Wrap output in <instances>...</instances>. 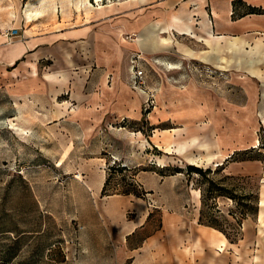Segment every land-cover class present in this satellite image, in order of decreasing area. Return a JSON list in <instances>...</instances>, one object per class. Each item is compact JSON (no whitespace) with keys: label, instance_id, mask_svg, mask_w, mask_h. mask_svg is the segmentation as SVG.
<instances>
[{"label":"rangeland","instance_id":"rangeland-1","mask_svg":"<svg viewBox=\"0 0 264 264\" xmlns=\"http://www.w3.org/2000/svg\"><path fill=\"white\" fill-rule=\"evenodd\" d=\"M66 1L45 0L41 5L39 0H0V39L14 41L32 37L40 21L53 23V27L57 28L80 24L87 19L89 15H78L75 11L73 4L78 0H71V5H67L62 12L60 5ZM121 1L136 8L152 0L90 2L94 7L101 8L102 5ZM51 2L55 4V10L48 7ZM202 8L203 3L178 0L167 9L168 12L182 14L183 22L193 29L190 35H194L200 31L195 29L193 23L196 17L191 13L193 9L197 13ZM39 10H43L39 16H30ZM187 12L189 15L186 17ZM172 13L168 16L167 25ZM154 22L163 25L159 20L151 21L139 32L122 34L118 40L132 44L135 49L130 52L139 50L138 65L143 71L145 86L154 94V103L146 106L144 95L132 87L128 61L123 81L143 100L139 119H128L135 116L128 110L123 112L125 117L116 115L110 109L111 104L105 109L109 100L99 103L104 110L97 123L93 122V115L84 114L89 104H81L80 101L86 94L98 92V84L93 82L94 79L88 80L86 72L74 64L78 61L74 50H69L70 64L59 66L60 69L65 68V74L61 73L64 79L61 83L66 86L56 90L58 97H45L38 102L0 99V230L6 232L0 235V252L4 251L7 260L17 255L12 262L8 261L11 263L2 261L0 264L70 263L66 259L68 246H72L69 240L80 233V226L78 222L66 218V202L73 195L76 201L83 202L78 187L85 184L100 188L96 194H92V202L119 203L125 200L135 207L133 212L123 216L108 211L106 219L99 222L108 237L112 236L110 230L123 224L126 218L132 220L138 216L139 221L140 214L145 213L146 208L151 209L149 217L131 236L132 245H136L146 236L161 230L164 205L181 208L186 203L182 210L186 226L178 229L172 225L169 235L170 240L180 244L186 252L187 264H264V224H259L257 220L258 202L264 199V58L254 51L253 56L261 58L256 65L259 72L254 75L248 66L238 67V58L247 56L246 51L240 49L231 55L234 64L220 69L200 57L207 48L194 38L171 29L169 33L142 37L141 34ZM10 31L16 32L11 40L4 36ZM243 38L248 42L247 52L257 39L261 41L257 50L264 52V35L251 34ZM169 39L173 41V46H164ZM219 47L222 56L231 58L226 52L224 39ZM186 48L197 55L184 54L182 49ZM49 64V60L45 61V73H50ZM111 85L112 75L105 82V86ZM163 88L175 95L190 90L203 92L207 110L195 122L188 123V126L185 123V126L193 125L198 143H219L224 156L214 159V163L220 161L222 165L214 166L206 161L193 165L202 170L211 169V173L205 177L186 174V167L192 165L188 160L198 153L195 145L189 147L184 155H177L171 152L172 142L167 143L164 149L155 142L156 138L154 142L158 146L152 144V135L161 132L159 126H151L152 116L154 118L161 111L171 117L179 113H174V109L178 108L174 101L171 100L168 110L157 96L163 94ZM190 101L188 99V103ZM74 106L78 107L75 113L71 111ZM175 121L179 119H174L162 131L169 137L182 133V123ZM216 168H221V171L213 174ZM208 179H223L224 187L235 190L236 201L227 196L205 199L204 209H218L223 217L234 224V228L240 230V239L236 243L224 241L215 229L214 236H207L193 230L189 224L196 219L195 215L199 214L201 207L198 187L206 189ZM255 192V217L241 219L239 211L245 205H251V196ZM36 200L40 208L35 205ZM24 204L25 226L20 225L23 214L20 207ZM88 224L95 225L97 221L90 218ZM23 229L27 234L19 240L18 235ZM183 234H186L185 242L182 241ZM55 242L61 245L52 246ZM198 249L201 254L194 262L193 254Z\"/></svg>","mask_w":264,"mask_h":264},{"label":"crops","instance_id":"crops-1","mask_svg":"<svg viewBox=\"0 0 264 264\" xmlns=\"http://www.w3.org/2000/svg\"><path fill=\"white\" fill-rule=\"evenodd\" d=\"M176 1L178 0H152L150 3L136 8L132 7L133 5H127L128 2L126 1L102 5L101 8L94 7L87 19L80 24L54 28L53 23L40 21V24H36L39 25V28L32 37L14 41L0 39V99L18 102L30 99L38 102L44 100L45 97H58L56 90L66 86L61 83L64 80L61 73L65 74V68L60 69L59 66L65 67L70 64L71 53L69 50H74V56L76 55L75 58H78V61L74 64L80 66V69L86 72L88 80L94 79L93 82L98 84V92H90L80 101L81 104H89L88 109L83 111L84 114L93 115L95 120L93 122L97 123L100 114L104 110L99 107V103H105L109 100L110 103L104 107L105 109L111 104L110 109L116 115L125 117L123 112L131 111L135 116L128 119H139L142 116L143 100L137 92L131 90L123 81L125 71L128 70V61L130 63L131 57L137 55L139 50L130 52L134 48L133 45L124 41H121L124 43H120L118 40L122 34L139 32L143 27H147L151 21L159 20L166 26L169 14L174 12H168L167 8ZM194 1L200 4L203 3L202 10L198 9L195 13L193 9V13H191L192 16L196 17L194 18V27L200 32L185 36L196 39L197 42L202 43L207 48L200 57L208 61L206 63L216 65L220 69H227L235 61H231V55L241 49L246 51L247 56L239 57L237 65L238 67L242 65L249 67L247 59L251 46L247 52L248 42L243 36L251 34L264 35V0ZM145 6L147 7L144 8ZM197 8L198 6L195 10ZM187 14L188 12L185 14L186 17ZM70 21H73V19ZM214 34L223 36H215ZM223 39L226 43V52H229L231 58L222 56L220 53L222 50H220L219 44ZM164 46H173V41L169 39L168 44ZM60 50H63V52L60 53ZM182 51L187 55H197L188 48L182 49ZM47 60L50 61V73L43 71L44 63ZM110 75H112V85L107 87L105 82ZM157 96L164 102L168 110L170 109L171 100L174 101L173 103L177 104L178 107L174 113L176 114V111H179V113L171 117L166 112L161 111L156 113L157 116L154 118L152 116V119H150L151 126H159L161 131L157 135H152L153 146H163L164 149L167 143L172 142L173 153L184 155L189 151V147L195 145L198 148L197 156L188 160V163L192 165L200 157H214L219 154V143L213 145L208 141L198 143L195 135L196 130L192 129L193 125L185 126V123L188 126V123L195 122L197 117L201 116L206 109L202 91L190 90L175 95L171 94L168 89L163 88V94ZM175 99H180V101L177 102ZM188 99L191 100L189 103ZM77 108L74 106L71 111L75 113ZM174 119H179L175 122L182 123L180 127L182 133L180 135L174 133L169 137L162 131H165L168 127L167 124H170ZM212 130H214V127H212ZM190 133L194 134L190 135ZM155 138L158 145L154 142ZM78 189L84 198L83 202L76 201L74 195L69 197L66 202V218L78 222L80 226V233L74 239L69 240L72 246H68V256L66 257L67 261L70 262L68 264H187L186 252L180 244L172 242L169 235L172 225H175L178 229L182 225L186 226L182 214L186 203H183L181 208L164 205L161 211V230L146 236L140 243L132 245V234L146 220L151 209L146 208L145 213L140 214L141 219L139 221H137L138 216L132 218V220L126 218L123 224L110 230L112 236L108 237L106 233H103L106 230L102 228V224L99 222L106 219L108 211L123 216L128 212H133L135 210L134 205L125 200L119 203L92 202L90 201L92 194H96L100 188L85 184L79 186ZM35 205L39 207L37 200ZM153 208L158 207L153 206ZM20 209L23 212L20 225L25 226L26 213L24 211L26 210V204L22 205ZM165 211H167V214ZM198 215L197 213L195 215L196 219L189 223L191 228L195 231L199 230L207 236H214L213 228L197 223ZM90 218L95 219L97 224H88ZM1 231L0 235L6 233ZM218 233L226 241L225 237L220 232ZM26 234V229L20 231L19 240ZM183 235L182 241L185 242L186 234ZM69 241H66V243ZM54 244L61 245L60 242H55L52 246ZM3 252H0V262L11 263L17 256L14 255L11 260H7L8 258ZM200 254L199 249L198 251L195 250V254H193L194 262L200 257Z\"/></svg>","mask_w":264,"mask_h":264},{"label":"trees","instance_id":"trees-1","mask_svg":"<svg viewBox=\"0 0 264 264\" xmlns=\"http://www.w3.org/2000/svg\"><path fill=\"white\" fill-rule=\"evenodd\" d=\"M122 168L124 169L125 167ZM219 171H221V168H216L212 172L213 174H218ZM209 173H211V169L209 168L202 170L201 168L194 167L193 165H188L186 167V174L188 176L190 174H195L200 177H205ZM207 183H208V187L206 189H202L201 187H198V189L201 192V207L198 215V223L219 231L229 243L231 244L236 243L240 239V230L234 228V224L228 221L226 217H223L219 213L218 209L215 208H210L209 210L204 209L205 199H216L219 196H227L231 200L236 201L237 195L235 193V190L229 189L226 186L224 187L223 179H219L216 181L213 179H208ZM251 197H252L250 201L251 205H245L244 206L245 208L239 211L241 219L245 218L246 216L255 217L257 211V193L255 192V194Z\"/></svg>","mask_w":264,"mask_h":264},{"label":"bare ground","instance_id":"bare-ground-1","mask_svg":"<svg viewBox=\"0 0 264 264\" xmlns=\"http://www.w3.org/2000/svg\"><path fill=\"white\" fill-rule=\"evenodd\" d=\"M44 1L45 0H39L41 5L44 4ZM96 1L99 2L100 0H96ZM67 5H71V0H67L65 3H63V2L61 3L60 7H61L62 12L66 8ZM73 5H74L75 11L77 12L78 15H81L82 13H84V15L87 16V15H89L90 12H92L91 10L94 9V6L90 2V0H78ZM48 7L49 8L51 7L54 10L56 8L55 4L53 2L48 3ZM28 9H29V7H28ZM42 12H43V10H39V11H36L34 15H31L30 14L31 12H29V14H30V16H39L40 13H42ZM169 29L175 31L178 34L190 35L193 33L192 27L189 24L184 23L182 17L179 14L172 13L170 15L168 25H166V26L160 25L159 23L154 22V23L149 25L147 30L143 34H141V36L143 37V36H150V35H154V34H158V33H160V34L169 33ZM260 45H261V41L259 39H257L255 41L254 45L251 46V49L249 52V57L247 59V64L249 65V69L251 70V73H253L254 75L259 72L258 71L259 69L256 66L257 62H260L261 58H264V52L257 50ZM254 51L257 52L261 58L257 57V59H256L253 56V53H255ZM173 68H175V67H173ZM262 120H264V114H262ZM171 148H172V146H171ZM171 152H173V149L171 150ZM220 155H221V157H224V156H222L221 151H219V154L216 156H220ZM216 156H214V157H200V158H198V161L195 162L193 165H197L199 162H202V161H204V162L206 161L207 163H213L214 166L222 165L220 161H218V162L216 161L214 163V159ZM257 220H258L259 224H261V225L264 224V199H261L259 201V211L257 214ZM260 231H262V230H260Z\"/></svg>","mask_w":264,"mask_h":264},{"label":"built area","instance_id":"built-area-1","mask_svg":"<svg viewBox=\"0 0 264 264\" xmlns=\"http://www.w3.org/2000/svg\"><path fill=\"white\" fill-rule=\"evenodd\" d=\"M15 34L16 32L13 33V31H10L6 32L4 36L7 39L11 40V38L14 37ZM139 59L140 56L138 54L134 55L130 59V78L132 87L134 89H138V91L144 95V103H146L145 105L148 106L149 104L154 103V94L153 91L147 89L145 86L143 71L139 68L138 65Z\"/></svg>","mask_w":264,"mask_h":264}]
</instances>
